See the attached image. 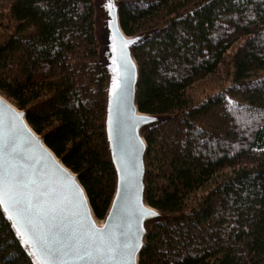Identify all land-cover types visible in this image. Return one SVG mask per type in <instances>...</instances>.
I'll return each instance as SVG.
<instances>
[{
    "label": "trees",
    "instance_id": "trees-1",
    "mask_svg": "<svg viewBox=\"0 0 264 264\" xmlns=\"http://www.w3.org/2000/svg\"><path fill=\"white\" fill-rule=\"evenodd\" d=\"M132 49L150 225L137 264H264V0H115ZM95 0H0V96L77 178L93 217L114 177ZM100 40V39H99ZM0 264H32L0 213Z\"/></svg>",
    "mask_w": 264,
    "mask_h": 264
},
{
    "label": "water",
    "instance_id": "water-1",
    "mask_svg": "<svg viewBox=\"0 0 264 264\" xmlns=\"http://www.w3.org/2000/svg\"><path fill=\"white\" fill-rule=\"evenodd\" d=\"M99 11L101 27L96 34L106 78L103 135L114 177L113 195L100 225L77 178L29 129L25 114L0 97V176L6 189V194L0 193V213L32 264H137L148 224L162 218L144 201L142 133L164 119L137 112L138 74L131 54L148 34L133 38L122 34L115 0H102ZM29 206L30 212L24 211ZM89 236L95 244L87 248L76 244ZM101 237L106 245L99 244ZM38 238L47 241L48 255Z\"/></svg>",
    "mask_w": 264,
    "mask_h": 264
},
{
    "label": "snow or ice",
    "instance_id": "snow-or-ice-1",
    "mask_svg": "<svg viewBox=\"0 0 264 264\" xmlns=\"http://www.w3.org/2000/svg\"><path fill=\"white\" fill-rule=\"evenodd\" d=\"M0 193L6 194V189L4 186V179L2 176H0ZM24 211L30 212V206H29V208L25 209ZM29 223H31V221H29ZM37 243L40 244L41 250L45 253V255H48L49 254V246L47 244V241L41 242V238H38ZM95 243H96V240L93 239L92 236H89L87 239L81 238V239L76 241L77 245L84 247V248L90 247L92 244H95ZM99 244L100 245H106L107 241L103 237H101ZM127 246L132 247V245H127ZM99 250H103V249H99ZM112 250L113 249L108 248V251H112Z\"/></svg>",
    "mask_w": 264,
    "mask_h": 264
},
{
    "label": "rangeland",
    "instance_id": "rangeland-1",
    "mask_svg": "<svg viewBox=\"0 0 264 264\" xmlns=\"http://www.w3.org/2000/svg\"><path fill=\"white\" fill-rule=\"evenodd\" d=\"M101 1L102 0H95V6H96V19H95V23H96V30H95V35H96V38H97V34H96V32H97V30H99L100 29V27H101V23H100V21H101V19H102V17H101V14H100V11H99V4L101 3ZM141 35H143V34H141ZM99 44V43H98ZM100 56V55H99ZM1 97V96H0ZM2 98V97H1ZM5 100V99H4ZM6 101V100H5ZM7 102V101H6ZM13 107V106H12ZM97 222H100V221H97ZM151 224H153V223H150V224H148V226H147V230L149 229V227H150V225Z\"/></svg>",
    "mask_w": 264,
    "mask_h": 264
},
{
    "label": "bare ground",
    "instance_id": "bare-ground-1",
    "mask_svg": "<svg viewBox=\"0 0 264 264\" xmlns=\"http://www.w3.org/2000/svg\"><path fill=\"white\" fill-rule=\"evenodd\" d=\"M98 31V30H97ZM105 39H106V36H105V34L103 35V36H101V38H100V41H102V43H104L105 42ZM102 222H100V223H98V225H100Z\"/></svg>",
    "mask_w": 264,
    "mask_h": 264
}]
</instances>
